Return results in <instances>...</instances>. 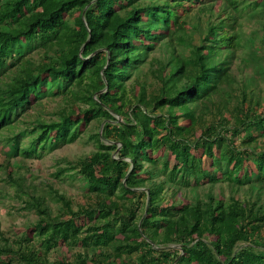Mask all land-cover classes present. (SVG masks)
Returning a JSON list of instances; mask_svg holds the SVG:
<instances>
[{
	"label": "trees",
	"instance_id": "obj_1",
	"mask_svg": "<svg viewBox=\"0 0 264 264\" xmlns=\"http://www.w3.org/2000/svg\"><path fill=\"white\" fill-rule=\"evenodd\" d=\"M261 4L0 0V171L17 210L37 215L13 237L0 231V264H264V108L231 72L240 48L250 57L261 49L259 33L244 45L239 31ZM194 8L210 14L199 34L186 23ZM175 42L184 46L165 65L151 55ZM54 97L56 118L25 121ZM91 124L101 128L87 135L94 150L53 173L78 180L85 200L49 189L60 203L53 212L23 162ZM222 183L243 195L212 190ZM58 248L71 252L50 260Z\"/></svg>",
	"mask_w": 264,
	"mask_h": 264
},
{
	"label": "rangeland",
	"instance_id": "obj_2",
	"mask_svg": "<svg viewBox=\"0 0 264 264\" xmlns=\"http://www.w3.org/2000/svg\"><path fill=\"white\" fill-rule=\"evenodd\" d=\"M264 2V0H262ZM262 3V2H261ZM257 8L258 15L249 16L246 14L240 19L239 31L241 32V42L244 45H249V38L253 33H259L252 40L256 45H261V49L257 50L254 55L249 56L251 50L247 46L243 49L240 48L236 52V56L231 64V72L235 77L237 84L244 83L247 89H253L255 96L259 95V105H257V110L264 108V73L259 72L260 67H264V37H261L262 22L264 21V11L262 12L261 6ZM264 6V5H263ZM221 7L216 5L213 9L214 15L220 11ZM261 11V12H260ZM208 11L200 10L199 8H194L189 12V16L186 17V23L188 26L193 24L196 26V34L202 33L206 26V18L209 16ZM237 30V27H235ZM190 30H185L183 35L189 36ZM199 32V33H198ZM184 45L175 42L174 45L169 47H158L152 52V56L160 59L161 64L165 65V61L169 59V56L173 53V48L176 51H180ZM190 47V46H189ZM150 55V56H151ZM149 58V57H148ZM169 61V60H168ZM167 61V62H168ZM157 64V62H156ZM162 66V65H161ZM149 63L143 64V66L135 72L136 77L140 80L149 78ZM152 80L151 78L148 81ZM127 85L130 84V80L126 82ZM256 99V97H255ZM60 97H54L52 99H44L40 106L33 107L28 111V115L24 117L25 121L33 120L36 117H41L44 120L56 118V111L59 108ZM254 102V100H253ZM119 118V117H118ZM23 121L17 125L16 130L23 127ZM97 126L91 124L86 133H83L80 138L76 139L74 142L66 144L60 148L52 150L48 154L44 155L40 159H25L24 165L30 168L29 172L25 171V168H21L22 172L28 178V184L30 182L35 183L37 189L40 193L44 194L47 201L50 204L52 211L54 212L60 207V203L55 199L53 194L48 195L49 189H58L60 192H64L67 197H72L73 201L78 203L84 202V197H82L80 182L78 180L70 181L69 179L62 180L59 182L58 179L53 175L57 167L65 165L66 160H75L85 154L94 150V142L89 140L87 135L97 132ZM98 129V131H100ZM2 134L6 135L3 131ZM1 145V144H0ZM1 149V146H0ZM4 155L0 151V162L3 161ZM64 159V160H63ZM12 161V160H11ZM31 175V177H30ZM5 176L0 171V231L5 232L6 235L13 237L14 234L26 224L36 220L37 215L33 210H17L18 207L23 206V203L17 198L15 190L4 182ZM50 187V188H49ZM206 190L204 187L197 189V193H202ZM212 190L216 193H221L226 199L230 194H237L238 197L243 195L244 188L237 189L231 188L227 183L216 184L213 186ZM26 197V196H24ZM76 208V205H73ZM80 247H73L72 251L78 250ZM71 252L67 248H58L56 250H51L48 254L50 260L56 259L61 253Z\"/></svg>",
	"mask_w": 264,
	"mask_h": 264
}]
</instances>
